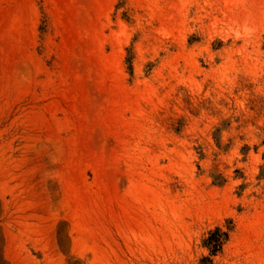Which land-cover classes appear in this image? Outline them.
<instances>
[{
  "label": "rangeland",
  "instance_id": "1",
  "mask_svg": "<svg viewBox=\"0 0 264 264\" xmlns=\"http://www.w3.org/2000/svg\"><path fill=\"white\" fill-rule=\"evenodd\" d=\"M205 256L264 264V0H0V264Z\"/></svg>",
  "mask_w": 264,
  "mask_h": 264
},
{
  "label": "trees",
  "instance_id": "2",
  "mask_svg": "<svg viewBox=\"0 0 264 264\" xmlns=\"http://www.w3.org/2000/svg\"><path fill=\"white\" fill-rule=\"evenodd\" d=\"M220 231H221L220 228H217L215 231L210 233V235L206 239V244L208 245L212 253H216L219 250L221 246L222 237L224 238L227 237L226 232L220 233ZM200 264H213V263H212V259L209 256H205L201 258Z\"/></svg>",
  "mask_w": 264,
  "mask_h": 264
}]
</instances>
